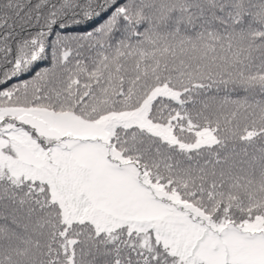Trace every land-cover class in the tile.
I'll list each match as a JSON object with an SVG mask.
<instances>
[{
  "label": "snow or ice",
  "instance_id": "snow-or-ice-1",
  "mask_svg": "<svg viewBox=\"0 0 264 264\" xmlns=\"http://www.w3.org/2000/svg\"><path fill=\"white\" fill-rule=\"evenodd\" d=\"M0 264H264V0H0Z\"/></svg>",
  "mask_w": 264,
  "mask_h": 264
}]
</instances>
